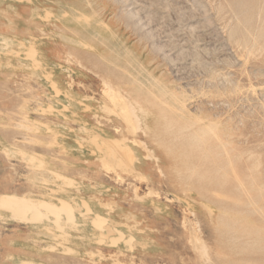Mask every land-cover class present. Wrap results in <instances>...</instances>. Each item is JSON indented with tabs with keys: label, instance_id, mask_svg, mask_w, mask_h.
I'll use <instances>...</instances> for the list:
<instances>
[{
	"label": "rangeland",
	"instance_id": "1",
	"mask_svg": "<svg viewBox=\"0 0 264 264\" xmlns=\"http://www.w3.org/2000/svg\"><path fill=\"white\" fill-rule=\"evenodd\" d=\"M0 264H264V0H0Z\"/></svg>",
	"mask_w": 264,
	"mask_h": 264
},
{
	"label": "bare ground",
	"instance_id": "2",
	"mask_svg": "<svg viewBox=\"0 0 264 264\" xmlns=\"http://www.w3.org/2000/svg\"><path fill=\"white\" fill-rule=\"evenodd\" d=\"M29 1V0H28ZM141 1V0H140ZM146 11V10H145ZM114 14V13H113ZM181 43V42H180ZM246 55V54H245ZM223 81V80H222ZM119 93V92H118ZM116 98H118V97H116ZM121 98V97H120ZM125 99V98H124ZM117 100V99H116ZM119 101V100H118ZM118 101H117V105H118ZM120 102V101H119ZM182 102V101H181ZM121 105H123V101H121ZM183 103V102H182ZM125 104H126V102H125ZM186 104V103H185ZM116 105V104H115ZM127 105V104H126ZM125 105V106H126ZM119 107H120V105H118ZM127 106H129V105H127ZM131 106V105H130ZM188 106V105H187ZM117 107V106H116ZM121 107H123V106H121ZM126 108H128V107H126ZM130 108V107H129ZM119 109H121V108H119ZM132 109L130 108V111H131ZM120 111H122V109L120 110ZM129 110H128V112H130ZM135 111V110H134ZM121 113V112H120ZM130 114V113H129ZM131 114H132V112H131ZM131 114H130V116H131ZM120 115V114H119ZM95 117V116H94ZM124 117V116H123ZM124 120V119H123ZM134 122H135V120H133ZM138 122V121H137ZM126 123V122H125ZM195 123H184L183 124V127H178V131L180 132V133H184L183 135H190V134H192V133H198V135H199V132H203L204 130H205V128H203V126H195L194 125ZM138 126V125H137ZM120 128V127H119ZM130 132V131H129ZM206 133V132H205ZM204 134V133H203ZM197 136V135H196ZM201 136V135H200ZM203 136V135H202ZM199 137V136H198ZM198 137H192V139H189V142H188V147L191 149V150H197V151H199L200 152V145H201V140L202 139H200V137L198 138ZM94 138V137H93ZM203 138V137H202ZM205 138V137H204ZM204 140V139H203ZM122 141V140H121ZM135 141V140H134ZM92 142V141H91ZM118 142V141H117ZM133 142V141H132ZM113 143V142H112ZM121 143H123V142H121ZM142 144V143H141ZM115 145V144H114ZM113 147V146H112ZM111 147V148H112ZM120 147V146H119ZM117 148H118V146H117ZM122 148V147H121ZM121 148H120V150H121ZM109 149V148H108ZM205 149V148H204ZM111 150V149H110ZM111 153H112V151H111ZM115 153V152H114ZM118 153V152H117ZM4 201L6 200V206H5V208H4V210L5 211H8V212H10L13 216H16V214H15V210H17V209H27V210H29V212H30V214L34 217V216H39V214H38V211H39V209L40 208H44V210H54V209H52V208H58V205H50L49 203L48 204H46L47 202L46 201H44V200H34V199H32V198H30V197H19V198H14V197H10V196H7V197H4V199H3ZM68 211V213L67 214H65L66 216L68 215L69 216V213H71V211L69 212V209L67 208V209H63V210H61V213L58 215H53L52 214V216H53V220L56 222L57 221V219L58 218H60L61 217V215H62V213L64 212V211ZM224 212V211H223ZM65 213V212H64ZM53 221V222H54Z\"/></svg>",
	"mask_w": 264,
	"mask_h": 264
}]
</instances>
